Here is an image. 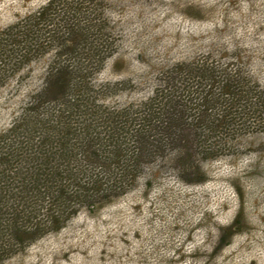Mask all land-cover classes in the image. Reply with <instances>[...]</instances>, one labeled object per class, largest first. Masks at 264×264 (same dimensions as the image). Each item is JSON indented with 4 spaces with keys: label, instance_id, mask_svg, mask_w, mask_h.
<instances>
[{
    "label": "rangeland",
    "instance_id": "rangeland-1",
    "mask_svg": "<svg viewBox=\"0 0 264 264\" xmlns=\"http://www.w3.org/2000/svg\"><path fill=\"white\" fill-rule=\"evenodd\" d=\"M49 1L0 0V138L40 86L52 45L43 32L21 60V18ZM48 15L46 30L67 17L87 27L98 56L83 75L97 103H135L164 87L174 66L205 64L258 105L207 133L193 161L200 182L153 160L150 180L141 172L119 199L79 210L0 264H264V0H54ZM235 219L242 224L227 230Z\"/></svg>",
    "mask_w": 264,
    "mask_h": 264
},
{
    "label": "trees",
    "instance_id": "trees-1",
    "mask_svg": "<svg viewBox=\"0 0 264 264\" xmlns=\"http://www.w3.org/2000/svg\"><path fill=\"white\" fill-rule=\"evenodd\" d=\"M53 2L21 18V60L42 46L43 32L52 45L40 86L0 138V262L79 210L119 199L141 172L150 180L153 160L173 161L181 182H200L193 161L205 153L207 133L229 128L258 105L239 81L215 79L205 64L174 66L164 87L135 103H97L83 75L97 48L75 17L43 28ZM241 224L235 219L227 230Z\"/></svg>",
    "mask_w": 264,
    "mask_h": 264
}]
</instances>
